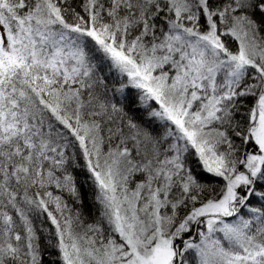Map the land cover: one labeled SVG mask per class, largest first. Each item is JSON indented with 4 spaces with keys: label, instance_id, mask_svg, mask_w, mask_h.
<instances>
[{
    "label": "snow or ice",
    "instance_id": "1",
    "mask_svg": "<svg viewBox=\"0 0 264 264\" xmlns=\"http://www.w3.org/2000/svg\"><path fill=\"white\" fill-rule=\"evenodd\" d=\"M0 264H264V0H0Z\"/></svg>",
    "mask_w": 264,
    "mask_h": 264
}]
</instances>
